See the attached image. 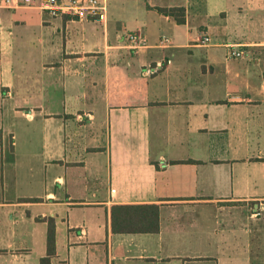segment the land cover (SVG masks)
<instances>
[{
	"label": "crops",
	"instance_id": "crops-1",
	"mask_svg": "<svg viewBox=\"0 0 264 264\" xmlns=\"http://www.w3.org/2000/svg\"><path fill=\"white\" fill-rule=\"evenodd\" d=\"M12 1L0 264H41L51 219V264H264V0H102L104 19ZM147 205L158 232L114 230Z\"/></svg>",
	"mask_w": 264,
	"mask_h": 264
},
{
	"label": "built area",
	"instance_id": "built-area-1",
	"mask_svg": "<svg viewBox=\"0 0 264 264\" xmlns=\"http://www.w3.org/2000/svg\"><path fill=\"white\" fill-rule=\"evenodd\" d=\"M25 3L31 2V0H22ZM13 5L12 0H0V8L10 7ZM40 6L50 12L53 16L70 14L77 15L79 17H88L90 15L104 19L106 12V4L102 0H41ZM126 40L128 41V47L133 50H139L148 45L147 40L138 31H131L126 33ZM204 41L208 42L209 37H205ZM171 43L169 37L164 36L160 39L161 46H167ZM230 55L239 57L243 55V51L233 49L230 47ZM170 62V61H169ZM164 62L158 61L155 65H149L145 67V72L148 74L156 73L163 67Z\"/></svg>",
	"mask_w": 264,
	"mask_h": 264
},
{
	"label": "trees",
	"instance_id": "trees-1",
	"mask_svg": "<svg viewBox=\"0 0 264 264\" xmlns=\"http://www.w3.org/2000/svg\"><path fill=\"white\" fill-rule=\"evenodd\" d=\"M157 9L165 14L175 17L177 22L182 23L185 21L184 14L185 9L183 7H157ZM123 208H136V206H120ZM127 209V214L123 215L121 220V227L114 226L115 231L120 232H158L160 229L159 223V206L147 205L143 206V209H148L147 212L130 211ZM115 222V218H114ZM48 255L43 257L41 264H51V257L56 251V231L55 223L51 219L49 220L48 228Z\"/></svg>",
	"mask_w": 264,
	"mask_h": 264
},
{
	"label": "rangeland",
	"instance_id": "rangeland-1",
	"mask_svg": "<svg viewBox=\"0 0 264 264\" xmlns=\"http://www.w3.org/2000/svg\"><path fill=\"white\" fill-rule=\"evenodd\" d=\"M1 176H2V173H1ZM6 176H7V180L9 181L10 178L13 177V174H11L10 172H7Z\"/></svg>",
	"mask_w": 264,
	"mask_h": 264
}]
</instances>
